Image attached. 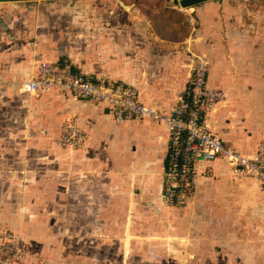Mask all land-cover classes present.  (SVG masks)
I'll return each instance as SVG.
<instances>
[{
  "label": "crops",
  "instance_id": "obj_1",
  "mask_svg": "<svg viewBox=\"0 0 264 264\" xmlns=\"http://www.w3.org/2000/svg\"><path fill=\"white\" fill-rule=\"evenodd\" d=\"M36 1L0 3V240L21 236L33 264H264V189L253 178L217 159L191 200L166 206L165 124L21 87L39 63H68L170 111L201 56L208 86L223 93L211 130L252 156L264 141V18L253 1L173 3L157 14L155 4L119 0L80 14L75 5L68 19ZM69 120L81 148L60 143Z\"/></svg>",
  "mask_w": 264,
  "mask_h": 264
},
{
  "label": "built area",
  "instance_id": "obj_2",
  "mask_svg": "<svg viewBox=\"0 0 264 264\" xmlns=\"http://www.w3.org/2000/svg\"><path fill=\"white\" fill-rule=\"evenodd\" d=\"M207 66V59L195 56L191 81L178 93L170 111L141 102L131 86L113 82L105 75L94 77L75 71L68 63H39L35 75L24 80L21 87L26 93L61 89L78 98L94 99L104 104L117 120L149 118L165 124L170 148L163 173L162 201L175 207L194 197L199 178L211 173V164L217 159L226 160L233 173L253 178L264 189V141L259 142L252 156H246L226 145L211 130L210 114L223 93L208 86ZM84 137L74 121L69 120L61 127L63 146L81 148ZM18 241L11 233L2 236L0 264H27L23 263Z\"/></svg>",
  "mask_w": 264,
  "mask_h": 264
},
{
  "label": "rangeland",
  "instance_id": "obj_3",
  "mask_svg": "<svg viewBox=\"0 0 264 264\" xmlns=\"http://www.w3.org/2000/svg\"><path fill=\"white\" fill-rule=\"evenodd\" d=\"M118 1L119 0H44V1L41 0V3L58 4V6L62 7L66 11V12H62L63 19H68L70 15H73L75 5L77 6V8H79L78 13L80 14V13H84V8H86L87 5L96 4V3L100 4L102 2L103 3L104 2L116 3ZM128 1H135V2L140 3L141 5H143V9H145V11H146L145 6H149L150 4L152 5L155 4L156 5L155 9H157V14L159 12L158 10H160L159 8L163 7L164 5H173V0H128ZM252 1L253 2L251 4H255L254 7L253 6L251 7L252 11L256 12L257 15L261 14L264 18V0H252ZM35 3H38V1H35ZM258 10H260L261 12H259ZM9 233H12V232H9ZM18 237H19L18 245L21 249V257L24 261L23 263L33 264V263L28 262L25 259L26 254H27L26 253L27 247L22 244L21 239H20L21 236H18Z\"/></svg>",
  "mask_w": 264,
  "mask_h": 264
},
{
  "label": "water",
  "instance_id": "obj_4",
  "mask_svg": "<svg viewBox=\"0 0 264 264\" xmlns=\"http://www.w3.org/2000/svg\"><path fill=\"white\" fill-rule=\"evenodd\" d=\"M12 1H36V0H0V2H12ZM205 1L208 0H173V3L181 8H186Z\"/></svg>",
  "mask_w": 264,
  "mask_h": 264
},
{
  "label": "trees",
  "instance_id": "obj_5",
  "mask_svg": "<svg viewBox=\"0 0 264 264\" xmlns=\"http://www.w3.org/2000/svg\"><path fill=\"white\" fill-rule=\"evenodd\" d=\"M155 2H157V1H155ZM138 3V2H137Z\"/></svg>",
  "mask_w": 264,
  "mask_h": 264
}]
</instances>
